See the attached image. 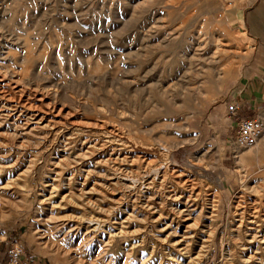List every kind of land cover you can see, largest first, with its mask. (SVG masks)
Returning <instances> with one entry per match:
<instances>
[{"label": "rangeland", "instance_id": "rangeland-1", "mask_svg": "<svg viewBox=\"0 0 264 264\" xmlns=\"http://www.w3.org/2000/svg\"><path fill=\"white\" fill-rule=\"evenodd\" d=\"M259 5L0 0V95L62 110L34 135L0 121V264L7 242L23 264H264L238 221L264 213V135L238 147L227 110Z\"/></svg>", "mask_w": 264, "mask_h": 264}, {"label": "bare ground", "instance_id": "bare-ground-1", "mask_svg": "<svg viewBox=\"0 0 264 264\" xmlns=\"http://www.w3.org/2000/svg\"><path fill=\"white\" fill-rule=\"evenodd\" d=\"M2 85V84H1ZM0 85V86H1ZM4 87V86H3ZM2 88V87H1ZM3 89H5V88H3ZM3 91V90H2ZM5 91H8L7 89L5 90ZM7 93V92H6ZM2 94H4V93H2ZM9 94V93H8ZM14 95V94H13ZM15 96V95H14ZM11 97H13V96H11ZM20 97V96H19ZM21 97H22V95H21ZM20 97V98H21ZM27 99V98H26ZM29 100V99H28ZM37 100H39V99H37ZM30 101H31V99H30ZM34 101H36V100H34ZM24 102V103H23ZM39 102V101H38ZM41 103V102H40ZM43 103V102H42ZM30 104V103H29ZM27 105V103H26V101H23L22 99H18V101H14V100H12V98L11 99H9L6 95L4 96V95H0V121L2 122H5V121H11V123H12V125L14 126V129L15 130H17V129H21L22 127H24L23 129H22V131L23 130H25V132L27 131V130H29V132L31 131H33L32 129H35L36 128V130L37 129H42V128H46V129H48V127H52V125H54V124H56V121H55V119L56 118H58V117H61L60 115H62V110H61V108H60V110H56V108H48L47 107V110H45L43 107H40V104H38L39 106H36V105H34V104H32V105ZM44 104V103H43ZM49 105V104H48ZM47 106V105H46ZM53 106V105H52ZM64 112V111H63ZM35 113V114H34ZM29 115V116H28ZM68 115V114H67ZM51 116V117H50ZM50 117V119L48 120V118ZM63 119H64V117H63ZM31 120L33 121V122H35L34 124H36L35 126H31ZM59 120V119H58ZM65 120V119H64ZM76 121V120H75ZM58 122V121H57ZM62 122V121H61ZM65 122V121H64ZM63 122V123H64ZM67 122V121H66ZM65 122V123H66ZM10 122H9V124H11ZM88 123V122H87ZM1 124V123H0ZM88 124H90V122L88 123ZM103 124V123H102ZM59 126V125H58ZM63 126V125H62ZM65 126V125H64ZM88 126V125H87ZM10 127H11V125H10ZM30 127H33V128H30ZM55 128H56V126H55ZM45 129V130H46ZM50 129V128H49ZM95 129V128H94ZM14 131V130H13ZM20 131V130H19ZM111 131V130H110ZM24 132V131H23ZM30 132V133H31ZM52 132V131H51ZM14 133V132H13ZM39 133H41L40 131H39ZM46 133V132H45ZM20 134V133H19ZM31 134H33L34 135V133H31ZM44 134V133H43ZM52 134V133H51ZM91 134V133H90ZM21 135V134H20ZM16 136H17V134H16ZM22 136V135H21ZM35 136H36V134H35ZM44 136H46V134L45 135H43L42 136V138L44 137ZM114 136V135H113ZM39 137H41V135H39ZM264 137V136H263ZM263 137H261V138H263ZM100 138V137H99ZM30 139H31V137H30ZM45 139V138H44ZM109 140V139H108ZM261 140V139H260ZM259 140V141H260ZM32 142L34 141V140H31ZM31 142V143H32ZM100 142V141H99ZM35 144L37 143V142H34ZM62 143V142H61ZM82 143V142H81ZM41 144V143H40ZM24 145V144H23ZM37 145V144H36ZM39 145V144H38ZM258 145V144H257ZM89 146V145H88ZM92 147H94V146H92ZM123 147V146H122ZM64 149V148H63ZM109 151V150H108ZM110 154V153H109ZM84 155V154H83ZM126 155V154H125ZM80 156V155H79ZM255 156V153L253 152V151H249V152H247V153H244V154H242L241 156H239L238 158H239V161L240 162H246V161H248L249 159H251V158H253ZM78 157V156H77ZM85 157V156H84ZM110 157V156H109ZM118 157V156H117ZM145 158V157H144ZM133 159V158H132ZM64 159H62L61 161H63ZM110 160V159H109ZM117 160V159H116ZM128 160V159H127ZM106 161V160H105ZM108 161V160H107ZM111 161H112V159H111ZM146 161V160H145ZM103 162V161H102ZM118 162V160L116 161V163ZM111 163V162H110ZM66 164V163H65ZM64 164V165H65ZM94 164V163H93ZM112 164H114V163H112ZM60 165H62V164H60ZM118 166V165H117ZM95 167V166H94ZM143 167V166H142ZM165 167V166H164ZM148 168V167H147ZM168 168V167H167ZM119 169V168H118ZM126 169V168H125ZM115 171V170H114ZM118 171V170H117ZM127 170H125L124 172H126ZM119 172H121V171H119ZM118 172V173H119ZM127 173V172H126ZM133 173V172H132ZM182 173V172H181ZM24 174V173H23ZM61 174V173H60ZM112 174V173H111ZM123 174V173H122ZM113 175H115V174H113ZM124 175V174H123ZM129 175V174H128ZM182 175V174H181ZM189 175V174H188ZM121 176V175H120ZM120 176H118V178L120 177ZM130 176H131V174H130ZM117 177V176H116ZM150 177V176H149ZM123 178V177H122ZM131 177H129V176H125V180H128L129 181V179H130ZM143 179H145L146 180V178L147 177H142ZM167 178V177H166ZM155 179V178H154ZM134 180V179H133ZM161 180V179H160ZM191 180V179H190ZM132 181V180H131ZM155 181V180H154ZM174 181H176V180H174ZM118 182V181H117ZM138 182V181H137ZM115 183V182H114ZM132 183H133V181H132ZM170 183V182H169ZM149 183H147V185H148ZM155 183H150V186L147 188V189H151L152 188V186L154 185ZM127 185V184H126ZM134 185V184H133ZM145 185H146V182H145ZM51 186H53V184L51 185ZM92 186H93V184H92ZM56 187L57 186H54V187H52V192H53V190L54 189H56ZM187 187V186H186ZM186 190V189H185ZM189 190H193V189H189ZM126 191V190H125ZM166 191V190H165ZM173 191V190H172ZM187 191V190H186ZM190 192H192V191H190ZM194 192V191H193ZM193 192L191 193V194H189V196L188 197H184L183 196V194L180 192V194L178 195H176V193H175V191H174V194H172V193H169V198L171 199V201H172V199L173 200H177L178 202H181V200L184 198V202L182 201L181 203H180V205H178L177 206V208H181V207H183L182 208V210L180 211V213H182V212H188V214L189 215H191V213H192V209H195V208H193V206H194V203H193V201L195 200V199H193ZM154 193V192H153ZM200 194V193H199ZM198 195V194H197ZM70 196V195H69ZM196 196V195H195ZM200 195H198L197 197H199ZM202 196V195H201ZM49 197V196H48ZM65 197H68L67 195L66 196H63V198H65ZM62 198V200H64ZM179 198H181V200L179 199ZM68 199V198H67ZM193 199V200H192ZM66 200V199H65ZM199 200V199H198ZM55 201V200H54ZM176 201V202H177ZM206 201V200H205ZM210 201V200H209ZM49 202V201H48ZM73 202V201H72ZM196 202V201H195ZM257 202V201H256ZM259 202V201H258ZM206 203V202H205ZM255 203V202H254ZM254 203H251V204H253V206H252V209H253V207H255V205H254ZM147 204V203H146ZM196 204V203H195ZM50 205V204H49ZM170 205V204H169ZM209 205V204H208ZM211 205H212V203H211ZM243 205V204H242ZM80 206V205H79ZM199 206V205H198ZM260 206V205H259ZM175 207V206H174ZM196 207H197V205H196ZM201 207V206H200ZM206 208H207V206H205ZM211 207H213V205L211 206ZM211 207H209V208H211ZM250 207V206H249ZM249 207L247 206V208L249 209ZM202 208H204V207H202ZM202 208H200V210H203ZM238 208V207H237ZM264 208V207H263ZM156 209V208H155ZM211 209H213V208H211ZM251 209V208H250ZM256 209V208H255ZM259 209H261L262 210V208H259ZM256 210V211H253V212H249L248 213V217H246V220H245V208L243 209V211L242 212H240V214H239V225H241V226H244V227H247V229H245L246 230V234H248V235H246V236H251V238L249 239L248 237H247V239L245 240L246 241V243H245V249L246 250H250L251 249V247L250 246H248L249 244H251V243H256V242H260L259 243V247H258V250H264V232H263V227H264V213H263V216L261 217L260 215H259V213H261L262 211L261 210ZM169 210V209H168ZM254 210V209H253ZM249 211V210H248ZM247 211V212H248ZM155 212V211H154ZM207 212V211H206ZM264 212V211H263ZM208 214H209V212H207ZM162 214V213H161ZM199 214H201V212L199 213ZM198 214V215H199ZM161 216V215H160ZM209 216V215H208ZM89 217V216H88ZM206 217V216H205ZM90 218H93V217H90ZM89 218V219H90ZM197 218H199V217H197ZM212 218V217H211ZM188 219V218H187ZM209 219V218H208ZM94 220H96V219H94ZM197 220V219H196ZM199 220H200V218H199ZM199 220H197V221H199ZM211 220V219H210ZM90 221V220H89ZM97 221L99 222V220L97 219ZM197 221H196V223H197ZM95 222V221H94ZM95 223H97V222H95ZM246 223V224H245ZM89 224V223H88ZM100 226V225H99ZM205 226V225H204ZM91 227V226H90ZM209 227V226H208ZM206 228V227H205ZM239 228H240V226H239ZM89 229V228H88ZM94 229L95 230H98L99 229V227L97 226V225H95V227H94ZM210 229V228H209ZM242 231H244L243 229H242ZM98 233V232H97ZM193 236V235H192ZM207 236V235H206ZM180 246V245H179ZM247 247V248H246ZM184 250V249H183ZM256 250H257V248H256ZM185 252H187L186 250H185ZM233 252V251H232ZM188 253V252H187ZM190 253V252H189ZM227 253V252H226ZM198 256L200 255V254H197ZM256 255V254H255ZM255 255H252V256H250L249 257V259H247L248 260V262L249 261H252V259H254L256 256ZM240 257V256H239ZM195 259V258H194ZM242 259V258H241ZM192 261V260H191ZM258 261V260H257Z\"/></svg>", "mask_w": 264, "mask_h": 264}, {"label": "crops", "instance_id": "crops-1", "mask_svg": "<svg viewBox=\"0 0 264 264\" xmlns=\"http://www.w3.org/2000/svg\"><path fill=\"white\" fill-rule=\"evenodd\" d=\"M263 13V16L260 14ZM249 31L251 37L257 42L254 45L250 55V60L245 65V58L241 64V79L235 85L236 90L232 94L229 103H239L241 109L237 115V123L243 118H255L260 116L261 105L264 103V6L259 5L250 11ZM246 72V73H245ZM229 99V98H228ZM236 123V125H237ZM7 234L0 237V243L6 241ZM10 244V243H9ZM7 242V253L9 248L15 243L9 245Z\"/></svg>", "mask_w": 264, "mask_h": 264}, {"label": "built area", "instance_id": "built-area-1", "mask_svg": "<svg viewBox=\"0 0 264 264\" xmlns=\"http://www.w3.org/2000/svg\"><path fill=\"white\" fill-rule=\"evenodd\" d=\"M241 105L237 102L228 104L229 115L237 116ZM264 135V119L260 116L255 118H243L237 123V133L235 144L244 149L254 148ZM7 264H23L25 258V248L22 244L12 245L8 250Z\"/></svg>", "mask_w": 264, "mask_h": 264}]
</instances>
